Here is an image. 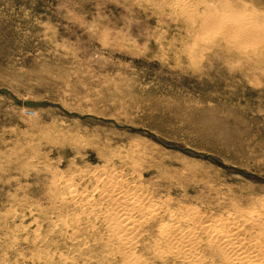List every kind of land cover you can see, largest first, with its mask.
Listing matches in <instances>:
<instances>
[{"label":"rangeland","instance_id":"374dc122","mask_svg":"<svg viewBox=\"0 0 264 264\" xmlns=\"http://www.w3.org/2000/svg\"><path fill=\"white\" fill-rule=\"evenodd\" d=\"M201 1L193 18L227 7L262 36L189 32L174 0H0V264H107L51 196L94 171L212 220L259 200L264 221V0Z\"/></svg>","mask_w":264,"mask_h":264},{"label":"bare ground","instance_id":"6f19581e","mask_svg":"<svg viewBox=\"0 0 264 264\" xmlns=\"http://www.w3.org/2000/svg\"><path fill=\"white\" fill-rule=\"evenodd\" d=\"M201 2L174 0L189 32L193 29L211 38L234 32L245 39L262 36L263 30L250 24L248 18L237 24L239 19L233 20L227 7L220 13L193 18L190 14L204 5ZM77 178L79 189L63 178L53 181L51 196L54 194L61 217L58 220L62 230L74 237L71 241H77L75 236L80 233L94 235L108 253L107 264H148L154 259L177 264H264V221L259 200L245 209L230 200L232 213L212 220L195 209L182 213L171 209L166 202L149 196L134 179L128 182L121 174L94 171L77 174Z\"/></svg>","mask_w":264,"mask_h":264},{"label":"water","instance_id":"95a60500","mask_svg":"<svg viewBox=\"0 0 264 264\" xmlns=\"http://www.w3.org/2000/svg\"><path fill=\"white\" fill-rule=\"evenodd\" d=\"M23 106L28 109H37V108H42V107H47L49 106L48 103L45 102H31V101H23Z\"/></svg>","mask_w":264,"mask_h":264}]
</instances>
